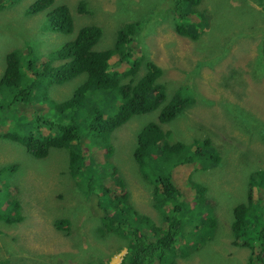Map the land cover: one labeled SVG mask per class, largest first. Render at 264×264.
I'll list each match as a JSON object with an SVG mask.
<instances>
[{
  "label": "rangeland",
  "instance_id": "1",
  "mask_svg": "<svg viewBox=\"0 0 264 264\" xmlns=\"http://www.w3.org/2000/svg\"><path fill=\"white\" fill-rule=\"evenodd\" d=\"M3 1L0 76L9 52L25 55L29 52L27 46H31L30 53L41 61L54 45L73 39L86 25L102 29L95 48L103 51L113 45L122 25L140 21L141 28L134 39L141 54L146 53L163 70L161 80L167 82L168 91L184 86L194 97L193 104L176 120L159 124L161 131L170 132L168 142L182 141L189 147L174 157L173 165L167 166L180 192L175 203H184L189 209L194 206L195 192L190 181L208 187L206 204L218 218L216 230L221 235L217 240L207 241L199 252H192L189 259L167 254L168 260L176 261L175 264H248L252 251L233 245L232 238L227 236L225 214L235 199L242 198L247 171L264 178V0L262 4L259 0H201L198 9L205 21L196 39L176 32L170 0H55L54 5H64L70 11L73 20L70 34L43 30L44 12L26 13V6L35 0ZM190 19L194 23L201 20L195 15ZM55 63L58 61L52 64ZM81 80L84 76L52 85L50 96L56 101L66 99ZM46 108L41 107L42 111ZM29 112L30 109L25 111ZM157 113L134 116L113 133L110 160L119 171L116 176L123 178L124 186L110 181L107 172L108 179L102 180L101 170L106 166L97 164L104 163L105 151L98 153L94 149L102 148L100 143L90 145L82 139L79 148L81 158H86L85 161L82 158L85 165L92 154V169L99 176L93 182L96 194H101L98 189L102 183L115 194L125 190L134 209L154 225L163 227V216L152 206V185L132 157L138 132L147 123L157 122ZM249 119L260 125L255 123L253 127L247 123ZM195 140H200L198 148ZM206 141L210 144L208 149ZM214 157H222V161L216 165ZM6 165L18 169L2 174L0 185L21 186L17 196L20 207L19 219L0 220V264H81L89 258L104 260V264L120 263L126 244L115 247L114 239H121L99 233V219L91 213L101 210L95 207V201H85L76 190V183L83 186L86 182L83 176L92 177L91 170H78L76 181L68 172L65 150L52 149L46 157L35 158L23 146L0 140V168ZM145 167L148 172L156 173L151 163ZM261 196L264 206V192ZM7 206V200H0V211ZM202 214L208 215L205 210ZM9 216L14 217V211ZM62 220L65 223L59 226ZM137 225L145 238L153 239L146 225ZM183 230L180 242L193 245L204 235L205 228L191 219L185 222ZM178 247L177 243L175 248Z\"/></svg>",
  "mask_w": 264,
  "mask_h": 264
},
{
  "label": "trees",
  "instance_id": "2",
  "mask_svg": "<svg viewBox=\"0 0 264 264\" xmlns=\"http://www.w3.org/2000/svg\"><path fill=\"white\" fill-rule=\"evenodd\" d=\"M0 1L1 10L4 1ZM259 1L262 4L263 0ZM54 2L35 0L26 6V13L37 15L44 12L43 30L70 34L73 31L70 11L64 5H54ZM200 2L170 0L168 6L177 33L192 39L200 36L199 28H203L205 21L203 12L198 9ZM138 11H141V5ZM194 15L201 20L197 23L191 21L190 17ZM140 28L139 20L125 23L117 30L113 45L103 51L95 48L102 29L96 25H86L77 31L73 39L54 45L41 61L38 56H33V52L30 53L33 49L31 46H27L29 52L25 55L9 52L0 76V140L23 146L35 158L46 157L52 149L65 150L68 154V172L76 181L78 170L92 171V177H82L86 181L83 186L76 183V190L85 201H95V207L101 210V213H91L99 219V233L121 239L112 238L117 243L115 247L126 244V253L119 264H175L176 261L168 260L167 254L181 260L189 259L192 252H199L207 241L217 240L221 235L216 230L218 218L207 205L208 187L190 181L195 192L194 206L189 209L182 202L175 203L180 192L173 184L167 166L173 165L174 157L189 147L182 141L168 142L170 132L161 131L159 124L176 120L186 107L193 104L194 97L192 91L184 86L167 90V82L161 80L163 70L146 53L141 54L135 42L134 36ZM54 61L58 63L53 65ZM121 67L128 69L121 70ZM79 76H84V80L66 99L56 101L50 96L52 85H62ZM42 106H47L46 110L42 111ZM29 109L30 112L25 113ZM156 111L157 122L147 123L138 132L132 157L152 185V206L163 216V227L154 225L134 209L125 190L115 194L113 189L105 188L102 183L98 189L101 194H96L93 182L99 176L92 169V154H89V161L85 165L86 158L82 157L83 161L79 148L82 139L90 142V145L100 143L102 148L94 149L98 153L105 151L104 163L97 164L106 166L101 170L102 180L108 179L107 172L111 175L110 181L122 186L123 178L116 176L119 171L110 160L113 133L134 116ZM247 123L253 127L255 123L260 125L257 121L253 123L252 119ZM194 143L198 148L200 140ZM205 147H210L208 141ZM240 154L248 161L243 152ZM196 159L193 158L194 161ZM221 159L214 157L212 160L218 165ZM148 163L155 166L156 173L146 170ZM17 169L15 165L1 167L0 181L2 174ZM18 187L21 186L0 185V200L8 201L7 209L0 211V220L12 222L19 219ZM263 192L264 178L259 179L257 173L247 171L242 198L235 199L225 214L229 226L227 236L232 238L233 245L252 251L248 264H264ZM204 210L208 215L202 214ZM11 211H14V217L9 216ZM191 219L204 226V235L193 245L182 244L183 226ZM63 223L64 220L60 221L59 226ZM137 224L146 225L153 239L145 238ZM177 243L178 249L175 248ZM103 261L89 258L81 264H104Z\"/></svg>",
  "mask_w": 264,
  "mask_h": 264
}]
</instances>
